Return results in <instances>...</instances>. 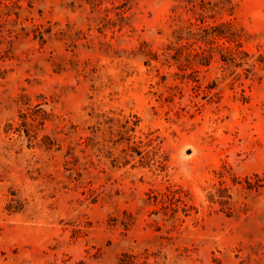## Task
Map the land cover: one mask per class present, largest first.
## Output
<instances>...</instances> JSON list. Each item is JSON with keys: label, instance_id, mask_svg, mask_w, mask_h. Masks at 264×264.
Returning a JSON list of instances; mask_svg holds the SVG:
<instances>
[{"label": "rangeland", "instance_id": "obj_1", "mask_svg": "<svg viewBox=\"0 0 264 264\" xmlns=\"http://www.w3.org/2000/svg\"><path fill=\"white\" fill-rule=\"evenodd\" d=\"M0 264H264V0H0Z\"/></svg>", "mask_w": 264, "mask_h": 264}]
</instances>
